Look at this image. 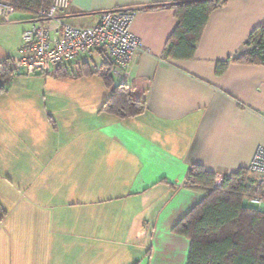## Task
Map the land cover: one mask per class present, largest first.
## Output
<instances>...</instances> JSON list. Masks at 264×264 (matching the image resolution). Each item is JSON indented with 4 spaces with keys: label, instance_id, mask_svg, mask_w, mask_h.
<instances>
[{
    "label": "crops",
    "instance_id": "1",
    "mask_svg": "<svg viewBox=\"0 0 264 264\" xmlns=\"http://www.w3.org/2000/svg\"><path fill=\"white\" fill-rule=\"evenodd\" d=\"M176 1L70 0L64 13L91 26L102 11H134L130 31L141 48L125 78H113L146 101L142 115L100 113L104 83H77L99 77L85 72L110 61L100 52L59 67L71 75L55 78L75 84L31 89L18 81L23 72L0 80V179L28 175L31 204L5 211L0 264L187 263L190 241L172 228L207 192L186 185L190 166L224 177L248 169L264 147V64L230 61L216 73L264 24V0H226L194 56L172 60L163 52ZM30 16L14 14L19 32L0 63L17 55Z\"/></svg>",
    "mask_w": 264,
    "mask_h": 264
},
{
    "label": "trees",
    "instance_id": "2",
    "mask_svg": "<svg viewBox=\"0 0 264 264\" xmlns=\"http://www.w3.org/2000/svg\"><path fill=\"white\" fill-rule=\"evenodd\" d=\"M0 1L9 3L16 12L29 15L50 4V0ZM225 3L226 0H177L172 7L178 23L166 42L163 57L191 59L210 14ZM245 45H252V49L241 52L233 60L219 62L216 73L221 74L230 61L264 64V24L252 31ZM13 72L10 58L0 63V80ZM85 73L98 75L109 90L100 113L125 120L147 111L146 101L134 97L129 85L115 83L111 60L105 61L99 69ZM53 74L59 77L71 75L59 67ZM2 91L0 85V93ZM215 177L200 165H192L188 170L186 185L198 186L207 192L172 228V232L190 241L186 264H264V210L249 203L243 205L244 200L260 193L264 184L252 189L248 185V169L224 175L220 188L214 187Z\"/></svg>",
    "mask_w": 264,
    "mask_h": 264
},
{
    "label": "built area",
    "instance_id": "3",
    "mask_svg": "<svg viewBox=\"0 0 264 264\" xmlns=\"http://www.w3.org/2000/svg\"><path fill=\"white\" fill-rule=\"evenodd\" d=\"M70 0H50V4L30 16L28 27L21 34V44L12 59L14 72L28 76H46L61 66L100 52L112 62V74L125 78L130 64L140 50V42L130 31L134 11L130 9L105 10L91 26H77L68 22L64 13ZM16 11L7 2L0 1V17L5 22L13 19ZM255 183L252 189L264 184V147L256 149L248 166ZM223 176L217 175L214 187L220 188ZM246 204L264 210V188L246 199Z\"/></svg>",
    "mask_w": 264,
    "mask_h": 264
},
{
    "label": "rangeland",
    "instance_id": "4",
    "mask_svg": "<svg viewBox=\"0 0 264 264\" xmlns=\"http://www.w3.org/2000/svg\"><path fill=\"white\" fill-rule=\"evenodd\" d=\"M3 20V19H2ZM75 23V22H74ZM18 23L15 22H0V55L5 54L7 49V43H12L14 36H16L19 32L18 30ZM76 24H87V21L82 20L80 22H76ZM252 49V45H245L242 52H247ZM96 54V53H95ZM20 78H18V81L23 85V87H32L34 88H42L44 86V82H46L47 87H50V85H56L57 87H61L60 84L64 86L65 82H71L75 84L76 81H70V79H62V78H55L54 74L42 76L38 75L35 76L37 79H30V76H27L25 74L16 75ZM80 80V79H79ZM87 80H94V81H102L99 77H95L93 79H81L79 82L87 81ZM75 86V85H74ZM10 171V170H8ZM18 173H21V179L19 181L16 180L15 175L16 173L12 174V178L0 179V222L2 217L5 215V211L12 212L16 209H23V208H29L30 207V191L28 188L27 182L22 183V180L28 177V175L25 176L19 170ZM11 176V174H10ZM249 177V176H248ZM27 181V179H26ZM255 183V179L253 177H250L248 179V183ZM38 206V205H37Z\"/></svg>",
    "mask_w": 264,
    "mask_h": 264
},
{
    "label": "water",
    "instance_id": "5",
    "mask_svg": "<svg viewBox=\"0 0 264 264\" xmlns=\"http://www.w3.org/2000/svg\"><path fill=\"white\" fill-rule=\"evenodd\" d=\"M243 205H245L246 206V201L244 200V203H243Z\"/></svg>",
    "mask_w": 264,
    "mask_h": 264
}]
</instances>
